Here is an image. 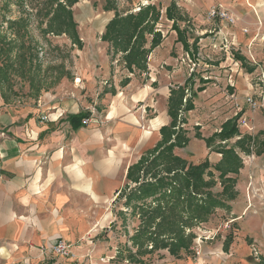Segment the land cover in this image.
Instances as JSON below:
<instances>
[{
  "label": "rangeland",
  "instance_id": "374dc122",
  "mask_svg": "<svg viewBox=\"0 0 264 264\" xmlns=\"http://www.w3.org/2000/svg\"><path fill=\"white\" fill-rule=\"evenodd\" d=\"M172 2L175 3L182 16V20L177 21V26L185 33L191 50L189 51L188 47L186 52L176 40L171 52L173 64L164 62L152 67L150 58L153 50L160 46L163 39L165 45L167 43L170 45L173 38L177 37L176 32L172 30L173 22L167 20L165 16V11ZM254 2L252 0H113L111 6L114 10L106 11L105 0H79L71 8L73 21L76 24V35L82 45L79 48L67 34L42 33V30L46 28L47 20H42L36 15L37 8L30 9L32 6H36L35 0H0V99L4 105H10L12 110L20 111L25 109L26 105L37 103L41 98L57 94L61 90L63 81L68 80L72 84L79 85L80 79L77 77H81L80 72L86 67V64L96 66V74L99 76L108 71V68L115 67L118 68L115 74L127 79L124 78L120 82V88L113 92L109 102H104L100 106L99 114H95L94 123L101 124L108 109H113V112L116 113V110L120 108L125 115L136 117L140 123L139 128L147 131L150 125L149 121L158 118L155 108L146 105H152L151 99L155 98L154 95L161 93L157 86L158 82L156 80L152 82L148 76V74L155 73L159 77V81L163 78L161 85L163 83L172 85V87L168 86L167 92L169 94L167 117L170 122L164 126H169L171 123V118L168 115L171 92L184 87L186 98L194 96L192 98L194 108L187 113L179 111L178 114V120L183 119L186 122L181 127L187 132L189 142L183 148H175L174 153L187 163L196 165L207 159L213 166L220 160L221 155L207 149L204 139L219 132L225 121L236 116L229 118L234 110L232 100L235 98L237 89L235 79L245 78L244 74L253 73L251 83L258 90V94L249 96L253 97L252 99L259 107L252 109L246 104L252 113H257L264 118V0H254ZM149 5L154 6L159 13V21L155 25V30L161 34L162 40L147 56L144 70L133 68L130 71L121 54L112 58L108 42L101 38L107 23L115 13L123 16L136 14L140 9ZM184 5H190L200 10L198 13L193 10L190 12L195 19L196 26H193L188 18ZM212 6H219L232 15L235 20L234 24H228L222 20L207 21L206 12ZM110 16L112 18L105 23ZM200 19L202 22L199 21ZM210 27L216 31L227 27L230 31L236 30L250 40L248 43L239 45L232 40V35H224L226 39H223L222 44L219 42L215 47L210 44L200 50H194L195 46L192 45V42L194 43L195 40L193 41V39L203 38L204 36L198 35V33L201 34L200 30H208ZM150 39L151 37H147L146 49L150 46ZM220 41H222V37ZM161 54L165 58L168 56L167 52ZM237 56L242 60H237ZM28 67L30 69H26ZM129 80L133 82L129 83ZM186 81L187 86H184ZM104 85L107 90H110L106 86L107 82H104ZM77 87L80 89L79 86ZM199 87L203 89L201 92H197ZM65 92H69V89H66ZM249 96L245 97V102ZM184 102L185 98L183 104ZM139 111H141L140 115ZM61 116L62 113L59 117ZM242 121H245V125H242ZM237 125L240 136L227 142L228 146H231L241 136L250 135L247 132H252L247 119H238ZM254 131L255 129L252 133ZM148 132L150 131L148 130ZM196 132L200 134V139L195 137ZM0 133L4 135L2 128ZM150 151H145L144 147L140 151L135 150L132 157L136 160L140 154L146 155ZM263 153L264 149L258 153V147H251L249 154L239 153L242 168L245 161L254 156L259 157ZM214 174L217 176V173L214 172ZM127 186L131 189L135 185L126 180L124 189ZM214 191H220L219 184L215 186ZM255 197L250 183L248 193L245 195L244 215L256 209ZM113 201L111 212L114 222L110 228H106L109 232L103 235L104 242L99 245L103 247L104 251L114 253L117 257L120 248H122V258L117 260L113 257L112 260L119 261L120 264H163V255L175 261L191 260L198 263L202 260L200 264H221V262L222 264H238L236 256L238 254V232L236 230L238 227L236 219H231L228 212L229 204L232 201L228 203V210H216L221 213L216 219L209 218L206 223H200L185 230L186 234L193 235L192 244L187 252L181 251L178 256H171L167 249L150 253L151 243L144 246L142 252H138L132 243V237L138 229L139 216L132 215L131 209L124 206L123 194L120 193ZM260 203L264 205L263 193H261ZM110 217V212H108L106 219ZM101 235L102 233L99 236L101 237ZM57 240L66 242L71 252V244L60 237L53 238L48 244L40 247L46 257L41 264H50L61 259L49 252V247ZM228 240L231 242L226 245ZM244 246L247 256L245 261H239L240 264H247L250 260H256L257 264H264L262 247L257 239H244ZM16 264L27 263L22 260Z\"/></svg>",
  "mask_w": 264,
  "mask_h": 264
},
{
  "label": "crops",
  "instance_id": "0c3cea01",
  "mask_svg": "<svg viewBox=\"0 0 264 264\" xmlns=\"http://www.w3.org/2000/svg\"><path fill=\"white\" fill-rule=\"evenodd\" d=\"M252 2L255 3L254 0ZM184 8L196 26L190 12L198 13L200 10L190 5H184ZM111 18H107L105 23ZM200 32L198 35L204 37L193 39L196 41L195 45L192 42L194 50L210 44L215 47L219 42L222 44L226 39L224 35H232V40L239 45L250 40L227 27L219 31L210 27ZM176 40L177 37L170 45H165L163 39L153 50L150 58L152 67L164 62L173 64L171 52ZM164 52H167V58L162 56ZM117 69L108 68L99 76L96 66L86 64L80 72L81 77H77L79 85L63 81L57 94L41 98L20 111L12 110L0 99V127L4 133H0V264H16L22 260L27 264H41L46 257L40 247L58 237L71 244L72 257L50 264H120L112 258L121 259L122 248L119 247L117 257L99 245L104 242L103 235L109 232L106 228L114 222L112 202L126 185L127 170L143 156L140 154L134 160V151L144 147L145 151L152 150L160 140V127L170 122L167 92L168 86L172 85H161L163 78L159 81L155 73L148 74L152 82H158L161 92L151 99L152 105L146 104L154 107L158 114V118L149 121L147 129L150 132L141 130L137 118L125 115L120 108L116 113L108 109L101 124L94 123L100 106L109 102L125 78L115 74ZM252 74L246 73L245 78L235 79L234 110L229 118L239 114V119H247L252 132L255 129L254 133H258L264 132V118L252 113L245 102L246 96L258 94L251 83ZM104 82L110 90L104 87ZM66 89L69 92H65ZM84 113L89 115V123L82 125L80 121L79 127H74L69 118ZM41 117L46 120L41 121ZM85 119L88 118L82 120ZM252 132L247 133L254 136ZM236 179L237 195L229 204L228 212L231 219H236L238 227V264L247 256L244 246L247 238L259 241L264 260V205L260 203L261 193L264 194V153L245 161ZM250 183L256 195V209L244 215L245 195ZM108 212L111 217L106 219ZM218 212L210 219H216L221 214ZM101 233L102 238L99 236ZM162 257L163 264L202 263V260L194 263ZM247 264H257V261L250 260Z\"/></svg>",
  "mask_w": 264,
  "mask_h": 264
},
{
  "label": "trees",
  "instance_id": "16d2710c",
  "mask_svg": "<svg viewBox=\"0 0 264 264\" xmlns=\"http://www.w3.org/2000/svg\"><path fill=\"white\" fill-rule=\"evenodd\" d=\"M78 1L35 0L36 6L30 9L37 8L36 15L47 20L43 34H67L81 48L71 11ZM105 1V10H114L111 6L113 0ZM165 16L173 22L172 30L177 34V42L187 52L189 45L186 35L177 26V21L182 20V16L174 2L167 7ZM158 21L159 13L150 5L136 14L123 16L115 13L107 23L101 39L108 42L112 58L117 54L122 55L130 71L133 68L144 70L147 56L162 40L161 34L155 30ZM147 37H151L148 49L145 47ZM195 43L196 41L193 45ZM236 58L242 60L241 57ZM184 86H187V81ZM202 90L199 87L197 92ZM193 97L186 98L184 87L171 92L168 105L170 125L160 128L161 139L157 145L127 170L126 180L135 186L131 189L127 186L121 191V195H124V206L130 208L131 214H137L140 219L138 229L132 237V243L138 252H142L148 243L152 244L150 253L167 249L171 256H178L181 251L187 252L193 235L186 234L185 230L206 223L217 209L228 210V203L236 198V175L242 168L239 153L249 154L251 147H258V153L264 149V132L253 137L243 135L231 146L227 145V142L240 136L237 125L239 115H236L225 121L219 132L204 139L207 149L221 155L215 165L211 166L207 159L195 165L177 156L174 149L183 148L189 142L187 132L181 127L186 122L178 120V114L179 111L187 113L194 108ZM84 118H89V115L78 114L70 117L69 121L77 128ZM195 137L200 139V134L196 132ZM217 184L220 191L215 192ZM230 242L228 240L226 245Z\"/></svg>",
  "mask_w": 264,
  "mask_h": 264
},
{
  "label": "built area",
  "instance_id": "2783aa9c",
  "mask_svg": "<svg viewBox=\"0 0 264 264\" xmlns=\"http://www.w3.org/2000/svg\"><path fill=\"white\" fill-rule=\"evenodd\" d=\"M206 19L207 21L222 20L228 24H234L235 22L234 17L219 6L210 7L206 12ZM224 41L226 42V40ZM252 98L253 97L250 96L247 97L246 103L250 106V108L256 109L257 107H259V105L256 104ZM41 120H45V118L41 117ZM88 123L89 119L82 120V125H87ZM241 123L242 125H245V121H242ZM49 252L52 253L54 256L61 257L64 259L70 258L72 255L70 252L69 245L62 240H57L52 243L51 247H49Z\"/></svg>",
  "mask_w": 264,
  "mask_h": 264
}]
</instances>
